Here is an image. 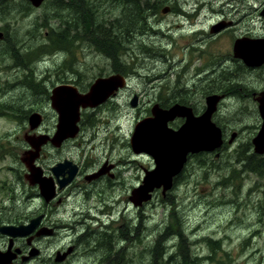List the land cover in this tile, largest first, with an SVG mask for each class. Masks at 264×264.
<instances>
[{
  "label": "flooded vegetation",
  "instance_id": "1",
  "mask_svg": "<svg viewBox=\"0 0 264 264\" xmlns=\"http://www.w3.org/2000/svg\"><path fill=\"white\" fill-rule=\"evenodd\" d=\"M118 1L42 0L39 5H35L33 0H0V119L7 120V116L14 119L12 133L0 140V264H133L137 260V256L133 259L131 255L135 237L130 232L133 220L132 202L141 208L140 206L151 201L141 199L143 201L139 202L140 198L135 195L141 186L146 185L148 171L155 167L142 166V177L137 184H131L125 178L128 169L126 165L137 159H126L118 166L109 157L102 160L95 156L96 152L92 148L85 147V125L95 122L100 124V129L103 124L105 127L115 126L116 130L121 129L117 121L111 122L110 116L102 117L99 114L104 105L110 102L114 106L125 108L118 100L131 89L134 73L126 63H123V67H114L113 55L112 58L108 57L107 53L99 50L112 64H109L110 69L106 73H100L93 82L86 83L75 66L73 55L79 42L85 41L83 27L102 26L110 30L111 27L119 26L121 19L111 17L109 13L117 6L121 7V15L128 10L130 20L139 23L136 27H127L131 35L139 29V34L148 35L151 30V33L165 36L167 43L174 45V50L182 46V49L185 47L190 53V57L194 55L193 57L206 59V63L196 70L195 75L188 76L185 71L179 73L173 83L174 87L169 88L168 95L161 92L158 98L147 104L131 89L132 92L128 93V97L132 95L129 104L137 110L131 140L136 125L155 117L156 112L161 120H166L168 128L180 130L190 116L199 118L207 113L208 99L214 95L218 97V101L210 115V121L219 129L220 137L218 135L216 142L219 141L217 146L222 147L212 152V149L189 151L183 172L196 157L212 156L219 159L236 147L242 133L252 129L256 133L247 147L258 158L264 159V151L257 152L254 144V139L264 124L261 112V98L264 96V0H222V16H217L212 21L207 13H213L215 6L206 3V8L202 10L200 0L195 5L190 4L189 0H140L138 6L120 4ZM239 4L242 5L241 8H238ZM230 7L236 13L233 17H225L226 9ZM12 11L23 14L26 20L35 19L28 33L35 42L41 44L31 48L29 52H17L16 49L22 48H18L13 42L12 27H5L9 25L5 13ZM137 11L138 15L135 14ZM35 12H40L39 17H33ZM48 12H67L71 18L56 16V26L50 23ZM137 17L138 20H132ZM170 17L168 22L171 27L167 32L158 31L156 27ZM91 20V25H85L86 21ZM43 27L47 30L41 31ZM73 27L79 28V32ZM222 35H227L230 48L219 57L211 52V42ZM60 36L64 40L61 47L54 43ZM182 38L185 40L180 44ZM70 39L71 43L68 42ZM51 45L54 49L50 48ZM170 48L171 46L165 47L166 52L162 49L163 53L156 52L150 59H168ZM157 53H167V56ZM58 54H61V58L57 62ZM122 55L125 56L124 52L118 57L119 60H123ZM49 60L53 61L54 67L47 65ZM111 76L117 78L114 93L100 104L88 107L80 105L76 110L77 115L72 114L73 118L71 116L70 119L73 124L72 133L60 127L61 115L53 102L55 90L66 86L77 94H83L90 90L97 79ZM19 85L30 87L41 96L43 94V99L33 96L25 101L24 109L12 102H5L3 93L12 91ZM33 85L34 88L39 87L40 91L33 89ZM199 86L203 88L201 91ZM193 90L203 93L202 102L194 98ZM247 96H252L256 104L259 123L245 124L238 130L231 127L229 134L220 118L221 104L230 97L243 101ZM133 100H136L135 105ZM123 103L127 104L125 101ZM173 108L176 109L175 112L170 113L169 110ZM107 137L109 140L112 137L118 139L119 134L113 132ZM130 144L135 155L147 154L145 151L136 152L132 141ZM243 145L240 144L234 150ZM230 146L233 147L229 148ZM118 147H123V143ZM183 172L173 176L172 186L175 187L180 181ZM230 179L234 181L236 177L230 176ZM126 183V197L123 191L120 198L114 197L117 189L125 190ZM159 193L163 197V186L155 187L152 196L155 198ZM262 194L264 199V193ZM108 200L111 202H105ZM114 200L127 201L123 204V215L120 202ZM133 200H138V203ZM15 205L19 206V210L15 209L11 215L7 214L8 208ZM168 219L171 223H176L173 216H168ZM4 225L17 227V234L11 236L4 233L1 230ZM183 249L188 250L189 247L185 246ZM178 252H181L180 248ZM147 254V250L143 252L142 259L138 260L140 264H150L157 260H149Z\"/></svg>",
  "mask_w": 264,
  "mask_h": 264
},
{
  "label": "rangeland",
  "instance_id": "2",
  "mask_svg": "<svg viewBox=\"0 0 264 264\" xmlns=\"http://www.w3.org/2000/svg\"><path fill=\"white\" fill-rule=\"evenodd\" d=\"M198 1L189 0L192 5H195ZM200 1L201 5H203L202 10L206 8V3L215 6L213 13H207V15L210 14L211 21L217 16H222V0ZM241 7L242 5L239 4L238 8ZM233 9L231 7L226 9L227 16L225 17H233L236 13ZM228 10L230 11L228 12ZM60 13H47L50 16L51 24L58 25L56 16L60 15L61 18L70 17L67 12ZM109 13L111 17L121 19L116 29L119 32L121 43L126 42L124 45L125 56L122 55V58L126 64L130 65V70L134 73L130 84L131 89L137 92L145 104L149 101H154L160 96L161 92L168 95V90L173 86L179 73L185 71L188 76L192 77L195 75L196 70L202 68L206 63V59L193 57L194 55L190 57V53L185 47L182 49V46H180L174 50V45H171L170 42L167 43V38L160 33H151L150 30L148 35H143L138 33L141 30L139 29L137 33L131 35L127 27L133 28L138 26L139 23L131 21V15L127 11H125L124 15H121L120 6L115 7ZM39 14L40 12H35L33 17H39ZM5 15L8 17L9 22V25L5 27H12L13 42L16 43L18 48H22L21 50L16 49L12 43L13 50L16 49L20 53L29 52L31 48L41 44L40 42H35L28 33L31 25H34L35 19L33 21L26 20L23 14L15 11L5 13ZM170 19L171 17L167 18L164 23L156 27L158 28L157 30L167 32L168 28L171 27V23L168 22ZM142 26L145 27L144 25ZM87 28L89 27L86 26ZM45 29L43 27L41 31ZM82 32L85 35V41L81 40L79 42V47H77L76 51L74 50L73 55L75 57V66L78 67L77 70L82 74L84 82L88 83L93 82L94 78L100 73H106L110 69L109 64L112 63L97 49V35L91 36L89 32L87 34L85 27L82 28ZM238 32H240V29H238ZM129 37L131 38L130 40L128 39ZM175 37L178 39V35ZM184 40L182 38L179 43L183 44L182 41ZM170 46L171 52L168 53L169 56H167V53H164V55L159 54L163 53L162 49L165 51V47L168 48ZM229 48L227 35L212 39L211 52L213 55L221 57L228 52ZM156 52H159L157 54L161 56H167L168 59L152 61L150 57L155 55ZM185 53L188 56L184 55ZM60 58L61 54H58L56 61L58 62ZM47 65L54 67L53 61L50 60ZM190 84L192 85V83ZM32 88L38 92L40 91V88H34V85ZM198 88L200 91L203 89L200 86ZM13 89L3 93V100L7 103L12 102L23 109L27 100L33 96L40 99L44 97L43 94L41 96L34 93L30 87H25V85L15 86V89ZM131 89L126 91L125 96L118 100L125 108L114 106L110 102L100 110L99 116H110L111 122L117 121L121 129L116 130L117 127L115 126L105 127V124L100 129V124L95 122L87 124L85 125V132H87L85 135V147L92 148L96 152L95 156L100 157L102 160L109 157L118 166L126 159H137L132 163H127L128 169L125 173V178L128 179V182L130 180L131 184H137L139 178L143 175L142 166L151 167L154 165L155 167V162L153 157L148 154L135 155L132 151L130 140L136 122L137 110L129 104L132 95L128 97V93L132 92ZM200 91L194 92L193 96L202 102L204 97ZM238 97L242 99V97ZM244 98L246 97L244 96ZM124 101L127 104H124ZM255 108L256 104L252 96H247V99L243 101L236 97H230L224 101L220 107V118L228 128L229 134L232 131L231 127L238 130L245 124L258 125L259 121ZM6 118L8 119H0V140L2 137L10 136L9 134L12 133L14 119L12 116H7ZM113 132H118L119 137L118 139L112 137V140H109L107 135ZM255 133L256 131L254 132L253 129L250 132L242 133L235 146L244 145L238 150H234L236 148L233 147L234 145L230 146L229 148H233L219 159L212 156H202L196 157V160L189 162V166L183 172L180 181L167 195H163L165 198L159 193L146 205L140 206L141 208H138L132 202L133 210L131 215L133 220L130 232L131 236L135 237L131 255L133 259L137 256V260L135 259L133 264H140L138 260L142 259L143 252L151 249V245L155 244L159 235L164 232L169 224L174 225L175 222L171 223L170 219H168V216H171L173 212L172 210L179 214L180 223L184 229V238L179 235L178 238L171 237L166 243L167 248L165 250L167 252H165L164 258L167 259L170 254L178 252L177 245L179 240L187 239L190 245L191 257L198 253L202 258L198 264H211V262L212 264H264V199L262 194L264 193V186H262L264 169L261 172H257L250 168L249 164L255 163L256 159L259 160L260 158L257 156H255L256 159L255 157L252 158L254 152L247 147V143H249ZM120 143H123V147H118ZM236 172L239 174L236 175ZM230 176H235L236 180L233 181ZM127 187L128 184L126 183L125 190H122V188L117 189L113 196L120 198L123 191L126 197ZM114 201L120 202L119 207L123 215L125 200ZM105 202H111V200ZM17 207L19 206L9 207L7 214L11 215L14 211L19 210ZM136 208L139 210L137 211ZM117 214L120 216V213ZM122 219L124 218L122 217ZM209 239L219 241L218 245L213 246ZM149 256L147 254L150 260L151 257ZM181 259L180 253H176L173 263L170 264H181Z\"/></svg>",
  "mask_w": 264,
  "mask_h": 264
},
{
  "label": "water",
  "instance_id": "3",
  "mask_svg": "<svg viewBox=\"0 0 264 264\" xmlns=\"http://www.w3.org/2000/svg\"><path fill=\"white\" fill-rule=\"evenodd\" d=\"M41 1L33 0L35 5H39ZM116 85L117 78L111 76L97 79L90 90L83 94H77L66 86L56 89V96L53 102L61 115L62 125L60 127L68 133H72L73 124L70 119L72 114L77 115L76 110L79 109V106H94L106 101L114 93ZM263 99L264 96L261 98V101H263L261 103V112L264 117ZM217 101L218 97L214 95L209 98L207 113L199 118L190 116L178 131L168 128L165 123L166 120L165 122L161 120L158 112L155 113V117L145 119L136 125L131 140L134 150L151 154L157 162V168L147 175L146 185L141 186L136 192L135 196L140 198L139 202L149 200L155 187L163 186L164 191H166L172 186L173 176L178 173L180 167L185 163L186 155L189 151L209 150L212 149L214 144H220L219 141L216 142L218 135L220 137L219 129L210 121V115L215 110ZM135 102L136 100H133V105H135ZM175 110L173 108L169 112L174 113ZM254 144L257 152L261 153L264 151V124L259 135L254 139ZM133 201L138 203V200ZM17 229V227L12 225L1 227L4 233L11 236L17 234Z\"/></svg>",
  "mask_w": 264,
  "mask_h": 264
},
{
  "label": "trees",
  "instance_id": "4",
  "mask_svg": "<svg viewBox=\"0 0 264 264\" xmlns=\"http://www.w3.org/2000/svg\"><path fill=\"white\" fill-rule=\"evenodd\" d=\"M119 2H120V4L122 3L124 5H132V6L140 5V0H133V2H132V0H119L117 3H119ZM137 12L135 13L136 15L139 14V11H137ZM132 20H138V17L133 18ZM89 24L90 25L92 24V20L90 22H87V21L85 22V25H89ZM87 27H89V28L86 29V26H85V31L87 34L89 32V33H91V36L97 35V44H96L97 49L100 50L102 53H104V52L107 53L108 57L112 58L111 55H113L112 59H114L113 60L114 67H116V68L123 67V63H125V62L123 60H119L118 57H120L121 53L124 52V50H125L124 45L126 44V42L121 43L120 35H119V32L117 31V29L115 27H111L110 30H107V27H102V26L100 28H97L95 26H92V27L87 26ZM73 28L78 30V32H79V28H77V27H73ZM61 38L62 37L60 36L59 39L54 41V43H56V46L61 47V44L64 43L63 39H61ZM68 42L71 43L72 41L68 40ZM50 48L54 49V46L51 45ZM255 156L256 155L254 154V156H252V158ZM255 159H256V157H255ZM245 166H247V164H245ZM249 166H250V168L252 167L251 169H253L254 171L261 172L262 169H264V160H262V159L257 160L256 159V162L253 164H249ZM171 216H174V218L176 219V223H174V225L169 224L165 228L164 232L159 235L155 244L151 245V247H150L151 249L148 251V254L150 255L149 257H151V259L152 258L157 259L155 261H152L151 262L152 264H164V263L170 264V263H173V260L175 259V254L179 253V252H176L174 254H170L168 257L169 260L168 259L164 260L167 241H169L171 239V237H177L178 238V235L181 238H184V229L181 226L179 214L175 210H173V212L171 213ZM177 229H179V230H177ZM166 235H167V237H166ZM160 239H161V241H160ZM209 242L213 246L218 245V243H219V241H214L213 239H209ZM157 246H159V247H157ZM177 246L181 250V252H180V255L182 258L181 264H191V263L192 264H198L201 261L202 258L200 256V254L195 253L194 257H191L190 250L189 249L188 250L183 249V247H185V246L190 247L187 239L179 240ZM156 250L157 251L159 250V251L157 252ZM161 257H163V258L161 259Z\"/></svg>",
  "mask_w": 264,
  "mask_h": 264
},
{
  "label": "bare ground",
  "instance_id": "5",
  "mask_svg": "<svg viewBox=\"0 0 264 264\" xmlns=\"http://www.w3.org/2000/svg\"><path fill=\"white\" fill-rule=\"evenodd\" d=\"M112 2V1H111ZM132 2H133V0H132ZM120 3V2H119ZM112 4V3H111ZM126 4V3H125ZM128 4V3H127ZM113 5V4H112ZM126 8V7H125ZM128 11V10H127ZM123 13V12H122ZM138 15V14H137ZM115 23V22H114ZM116 24V23H115ZM117 25V24H116ZM115 28H117V27H115ZM63 31V30H62ZM107 32V31H106ZM144 33V32H143ZM61 40V39H60ZM64 41V40H63ZM63 43V42H62ZM28 46V45H27ZM31 47H32V45H31ZM29 49V48H28ZM4 107V106H3ZM7 107V106H6ZM2 109V108H1ZM222 147V146H221ZM221 147H219V146H213L212 147V150L210 151V152H212V151H214V150H216V149H219V148H221ZM253 152V151H252ZM147 154H149V153H147ZM150 156H152L151 154H149ZM153 157V156H152ZM154 158V157H153ZM154 160H155V168L154 169H156L157 168V162H156V159L154 158ZM185 166H186V163H183V165L180 167V169H179V171H178V173H182L183 172V170H184V168H185ZM252 168V167H251ZM154 169H152V170H150V171H148V172H151V171H153ZM186 178V177H185ZM184 180V179H183ZM183 182H185V181H183ZM174 188V186H171V187H169L166 191H164V196L165 195H167V193L169 192V191H171L172 189ZM152 198H153V196H151V198H150V200H152ZM126 236V235H125ZM148 237V236H147ZM166 237H167V235H166ZM147 240H148V238H147ZM165 240V239H164ZM160 241H161V239H160ZM165 243V242H164ZM160 244V243H159ZM173 246V245H172ZM157 247H159V246H157ZM170 247V246H169ZM168 247V248H169ZM167 248V247H166ZM165 249V248H164ZM162 250V249H161ZM170 250V249H169ZM155 251V250H154ZM157 251V250H156ZM159 251V250H158ZM157 251V252H158ZM167 252V251H166ZM122 253V252H121ZM155 253V252H154ZM159 257V256H158ZM165 257V256H164ZM163 257H161V259H162ZM160 259V260H161ZM166 259V258H165ZM164 259V260H165ZM168 259V258H167ZM122 260V259H121ZM169 260V259H168ZM169 262V261H168ZM161 263V262H160ZM165 264V263H164ZM192 264V263H191Z\"/></svg>",
  "mask_w": 264,
  "mask_h": 264
}]
</instances>
